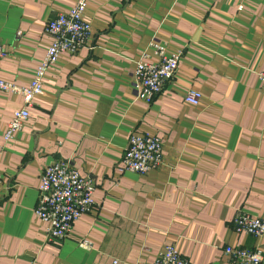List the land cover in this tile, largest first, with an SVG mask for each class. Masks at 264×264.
<instances>
[{
    "label": "crops",
    "instance_id": "0c3cea01",
    "mask_svg": "<svg viewBox=\"0 0 264 264\" xmlns=\"http://www.w3.org/2000/svg\"><path fill=\"white\" fill-rule=\"evenodd\" d=\"M75 2L0 0L3 77L32 80L47 22ZM240 2L88 0V43L48 68L9 141L6 124L25 103L0 90V264H153L166 244L194 264H229V245L264 252V236L234 231L239 211H264V0ZM153 38L180 60L147 102L136 97L135 68L154 55ZM190 88L202 91L199 103L185 100ZM133 131L162 141L163 161L146 173L122 167ZM57 159L90 177L96 202L61 240L35 214L41 173Z\"/></svg>",
    "mask_w": 264,
    "mask_h": 264
},
{
    "label": "built area",
    "instance_id": "2783aa9c",
    "mask_svg": "<svg viewBox=\"0 0 264 264\" xmlns=\"http://www.w3.org/2000/svg\"><path fill=\"white\" fill-rule=\"evenodd\" d=\"M247 0H241L242 9ZM88 0H76L68 10L59 12L50 19L45 27L50 35L46 54L35 69L28 84H18L6 79L0 73V90L21 94L24 106L16 108L3 132L5 141L11 140L28 119V105L33 98L43 92L46 71L56 64L64 52L77 51L86 45L92 35V24L85 15ZM22 30H18L21 34ZM150 44L154 55L145 51L136 63L134 88L136 97L151 102L160 93L167 81L177 73L180 51H168L165 43L153 38ZM6 51L0 43V62ZM264 84V68L258 72ZM202 91L190 88L185 93V100L192 104L200 102ZM4 146L0 145V159ZM163 161L162 141L156 134L146 131H133L129 136L122 162L123 169L146 173L159 166ZM2 173L0 171V180ZM39 198L35 208L36 216L46 224L50 239H64L73 232L74 224L83 215L94 210L95 184L90 177L83 175L67 159H57L44 167L38 186ZM234 231L255 237L264 236V211L260 215H251L239 211L234 218ZM80 245L89 248L87 239ZM230 257L229 264H262L264 252L261 248L250 249L243 246L229 245L225 249ZM153 264H194L185 257L174 244H166L157 254Z\"/></svg>",
    "mask_w": 264,
    "mask_h": 264
}]
</instances>
